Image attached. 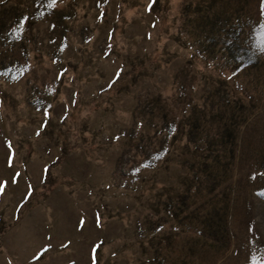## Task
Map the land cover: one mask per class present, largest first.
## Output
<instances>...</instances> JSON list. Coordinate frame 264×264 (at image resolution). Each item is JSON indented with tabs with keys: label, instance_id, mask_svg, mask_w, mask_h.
Instances as JSON below:
<instances>
[{
	"label": "rangeland",
	"instance_id": "obj_1",
	"mask_svg": "<svg viewBox=\"0 0 264 264\" xmlns=\"http://www.w3.org/2000/svg\"><path fill=\"white\" fill-rule=\"evenodd\" d=\"M200 3L0 0V264H145L163 234L168 264H264V112L240 126L220 183L184 179L247 81L203 51ZM215 205L227 241L194 236Z\"/></svg>",
	"mask_w": 264,
	"mask_h": 264
},
{
	"label": "trees",
	"instance_id": "obj_2",
	"mask_svg": "<svg viewBox=\"0 0 264 264\" xmlns=\"http://www.w3.org/2000/svg\"><path fill=\"white\" fill-rule=\"evenodd\" d=\"M201 1L203 4L200 3V5L204 6L206 13L202 16L204 19H199V26L207 27L208 31L204 38H207L208 40L203 39L200 46H202L203 51L207 55L212 53V57L213 54L215 55L217 52H220V55L223 54L225 61L231 65L230 71H232L233 76L239 77L242 75L247 80L242 85L234 84L233 86H230L231 92L228 97L229 100H226L224 103L225 106L222 108L221 106L219 109L216 108L215 113L213 114L217 116L218 120L217 126H219V132L217 139L220 142V146H214L215 150H211L210 144H208L209 147L207 145L203 147L199 145V150L196 148V150L186 153L188 156L192 155L195 160V162H192L194 163L193 166L191 165V168L194 171L193 177L191 179L184 178L187 189L190 190L193 188L206 191L209 190L208 186L212 183V180L210 182L209 179L214 177L212 176L213 171L215 173L222 172L220 178H215L218 179L217 181L220 183V181H222L220 180L221 177H224L222 175L229 170L227 162L234 158L236 153L240 126L255 111L262 110L264 112V14L258 16V13L253 12L254 8H252V6L255 3L261 4L258 2L259 0H226L224 3L221 2V0ZM217 1L221 3L218 4ZM262 2V5L264 6V0ZM227 4H231L228 6V10L217 13L216 10L212 9L213 7L215 8V5L227 6ZM221 6L219 9L222 10ZM225 12L227 14H225ZM207 43L218 44L220 48L216 49V45V50L212 47L208 48ZM203 45H205V47ZM213 50L215 51L214 53ZM216 81L219 84H227L225 79H217ZM244 100H246L247 105L244 104ZM226 104H228L227 107ZM203 119L206 121L205 114H199L200 124ZM194 124H189L191 126L188 128L189 134L194 133L192 130L195 126ZM186 161L189 162L191 159L188 158ZM201 167H205L204 170H206L204 180H200V177L198 176L199 173L202 172L200 170ZM209 174L212 177H208L207 175ZM187 181H189V184ZM171 198L172 197H168L167 199L170 201ZM181 203L184 204L183 201ZM215 207L210 210L215 211V213H205L204 217H202L203 223L201 224L200 233L199 223L194 225L196 229H198L194 236L198 234L197 236H199V239L227 241L225 240V238H227L226 224H219L218 226L214 216L219 214V209L216 205ZM156 208L157 212H159L160 208ZM183 209V205L182 207L180 206L179 210ZM175 213L176 212H174V214ZM197 213L199 212L188 210L184 218L186 220L197 218ZM173 216L174 215H170V211H166L163 219L167 218V221H170L174 219ZM215 217L217 218V216ZM163 237L164 234L157 239L155 237V239L151 240L146 247H142L144 248V254H146V257H144L145 259L143 260L145 264H168V258L164 253V242L161 244L162 239H160ZM179 264L189 263L188 260L185 261L184 258Z\"/></svg>",
	"mask_w": 264,
	"mask_h": 264
},
{
	"label": "snow or ice",
	"instance_id": "obj_3",
	"mask_svg": "<svg viewBox=\"0 0 264 264\" xmlns=\"http://www.w3.org/2000/svg\"><path fill=\"white\" fill-rule=\"evenodd\" d=\"M0 183H3V182H0Z\"/></svg>",
	"mask_w": 264,
	"mask_h": 264
}]
</instances>
